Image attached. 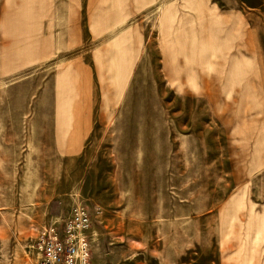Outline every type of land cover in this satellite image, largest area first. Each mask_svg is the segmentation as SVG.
<instances>
[{"label":"rangeland","instance_id":"374dc122","mask_svg":"<svg viewBox=\"0 0 264 264\" xmlns=\"http://www.w3.org/2000/svg\"><path fill=\"white\" fill-rule=\"evenodd\" d=\"M242 3L250 46L204 25L234 69L180 95L164 11ZM77 204L92 264H264V0H0V264Z\"/></svg>","mask_w":264,"mask_h":264},{"label":"crops","instance_id":"0c3cea01","mask_svg":"<svg viewBox=\"0 0 264 264\" xmlns=\"http://www.w3.org/2000/svg\"><path fill=\"white\" fill-rule=\"evenodd\" d=\"M243 5L234 8L229 9L228 11H220L219 7L217 5H211L210 10L211 12L207 15H204V12L202 8L198 9L195 8L194 12H182L183 7L178 6L177 13H171V9L168 8V13H166V10L164 11V21L165 25L170 29V27H177L175 29V32L173 35H169L168 41L163 44H169L171 45L168 49L169 52L166 53L164 56V65L169 62H177L179 65V69L174 73H168L171 78H178V88L180 95L188 96L189 94H206V93H212L216 92V90L212 89L213 84L210 82H206L204 79L205 77L208 78H215L217 79L223 75L224 72L228 70L234 69V67L229 66L228 59H224V55L216 54L214 56V59H210V61L213 60V62H216V74H214L212 71L209 73V71H205L206 67H204L203 61V53H202V39L204 38V25H208L211 28H208V31L205 32L209 35L210 39H215L212 41L214 44L212 46H231L232 44L234 46H250V37L249 33L246 34V30H250V21L247 20V16L245 14L250 13V8ZM215 6V8L213 7ZM213 7V8H212ZM69 8V7H67ZM246 8V9H245ZM69 14H73L72 9L69 8ZM216 10V11H215ZM248 12H247V11ZM246 11V13H245ZM57 17L63 16V12L60 7H57L56 9ZM171 13V14H170ZM173 15V16H172ZM249 16V15H248ZM208 19V20H207ZM64 21H67V25L65 30H73V21L70 18L63 19ZM172 21V22H171ZM173 24V25H171ZM176 24V25H175ZM238 31V33L236 32ZM240 31L242 34H240ZM169 32V31H168ZM171 33V31H170ZM66 34H68V31H66ZM198 39V43L200 45L198 46L195 44V54H187L188 52H191V48L187 50L186 47V39L189 37H193ZM231 36V41L229 37ZM167 36H164V38ZM174 40H178V43L173 44ZM236 40V41H235ZM173 44V45H172ZM173 47V49H170ZM173 55V56H172ZM177 56V57H176ZM242 61L244 62L245 54L242 53ZM249 57V55H246ZM173 57V58H172ZM205 62V61H204ZM228 62V63H226ZM245 64V62H244ZM244 67V65H242ZM170 67V65H169ZM170 69V68H169ZM228 69V70H227ZM228 75L226 74L224 77L228 80ZM230 76V75H229ZM194 79V82H193ZM192 80V81H191ZM225 83V82H224ZM216 88L220 87L219 83L216 81ZM201 96V95H200ZM86 137H80L79 141H85ZM71 155H75L72 153ZM56 221L59 220V218L55 219ZM53 221V220H50Z\"/></svg>","mask_w":264,"mask_h":264},{"label":"built area","instance_id":"2783aa9c","mask_svg":"<svg viewBox=\"0 0 264 264\" xmlns=\"http://www.w3.org/2000/svg\"><path fill=\"white\" fill-rule=\"evenodd\" d=\"M92 222L90 211L77 204L69 216L44 226L31 246L38 257L36 264H92Z\"/></svg>","mask_w":264,"mask_h":264}]
</instances>
